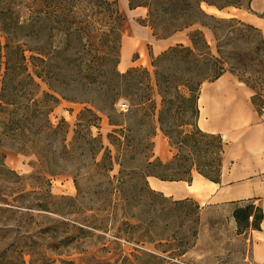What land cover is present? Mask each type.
I'll return each mask as SVG.
<instances>
[{
    "label": "trees",
    "instance_id": "16d2710c",
    "mask_svg": "<svg viewBox=\"0 0 264 264\" xmlns=\"http://www.w3.org/2000/svg\"><path fill=\"white\" fill-rule=\"evenodd\" d=\"M203 3L242 7L233 0H129L131 10L147 9L141 24L157 38L179 32L189 38V44L178 43L153 56L151 74L141 67L119 71L125 17L117 2L108 4L112 9L102 18L93 13L83 21L72 0H0V264H78L76 255L81 262L90 258L95 264H111L117 254L108 257L110 252L92 250L100 245L103 251L121 240L193 243L200 222L198 213L192 214L199 204L166 197L150 186L149 178L191 182L195 171L215 182L221 178L225 142L221 134L199 127V98L205 83L228 71V61L213 54L202 28L188 32L196 25L212 26L215 16ZM41 83L50 92H42ZM59 96L88 106L79 115L72 141L67 123L55 125L50 119ZM122 99L130 102L125 114L118 113ZM100 114L120 127L107 135L115 156L103 136L92 132ZM158 132L177 151L166 163L155 156ZM8 152L34 156V172L10 171ZM116 165L119 170L112 175ZM64 173L73 176L77 195L62 198L61 206L51 193L49 176ZM32 181L47 189L38 191ZM179 206L189 211L191 237L167 235L172 227L159 222L161 209L172 213ZM256 207L258 214L252 212ZM35 211H55L63 220L44 225ZM240 213L247 221L253 215L251 228L261 229V207L251 202L239 208L237 218Z\"/></svg>",
    "mask_w": 264,
    "mask_h": 264
},
{
    "label": "rangeland",
    "instance_id": "374dc122",
    "mask_svg": "<svg viewBox=\"0 0 264 264\" xmlns=\"http://www.w3.org/2000/svg\"><path fill=\"white\" fill-rule=\"evenodd\" d=\"M233 1L239 3L242 7L249 8L251 0ZM93 2L97 6H94ZM72 3L78 9L79 19L83 21L88 19V16L93 13L97 14L96 19H100L107 13L108 9H112V6L110 7L108 5L110 3L112 4V2L108 0H72ZM118 8L124 15L125 21L126 19L130 20L133 18L134 21L137 19L141 22L142 19L136 18L137 15L135 14L134 16L128 9L124 12V9L121 10L119 5ZM262 21V19L258 18H254L252 21H242L235 18L223 19L215 17V19L210 20L212 25L210 28H203L200 25H196L188 31H195L199 28L204 30L213 54L221 56L228 61L226 65L227 72L253 89L255 94L254 102L259 110L264 106V30L262 28ZM43 33L44 35L46 33L45 22ZM132 67H127L125 63H122L118 68L120 72L125 73ZM146 69L151 74L154 72L152 62L151 67ZM41 91L50 92L48 85L41 83ZM155 98L158 102L160 101L158 95ZM59 99L50 113V119L55 125L60 121H65L70 130L69 141H72L75 135L74 130L77 128L76 124L78 123L79 115L88 106L86 104L66 101L60 96ZM123 101L130 105L128 99H122L119 103ZM127 112L128 110L118 109L119 114H125ZM99 116L101 119L97 124L98 127H93L92 132L94 135L101 134L103 136L105 145L112 149V154L115 156L116 151L109 144L107 135L112 130L119 129L120 127L111 126L110 119L106 115L100 114ZM116 120L119 121V119ZM241 124L243 128L246 127V122L241 117H235L227 125L233 130H237ZM238 132L239 135L231 136L230 138L244 140L245 130L242 129ZM167 140L170 143L169 138L161 132H158L154 138L155 156L160 159L162 158V161L165 163L177 152L173 149L171 158H164L167 147L165 145L163 147V142ZM211 150L216 151L214 146ZM163 154L164 157H162ZM215 157L216 154L213 152L211 160L214 161ZM6 159H8V164L5 161L7 168L10 171L16 172L18 175H29L35 170L33 168V164L36 161L34 156H24L18 153L8 152ZM118 170L119 166L116 165L112 175H116ZM10 171L6 172L7 177L15 180L14 174ZM49 178L51 180L50 190L53 195L58 197L55 201L58 205H64L65 200L62 198H70L77 195L76 189L72 193H69L66 188L68 183L72 182L75 184L72 175L64 173L49 176ZM29 183L37 187L38 191L39 189L43 191L47 189L46 185L40 181H32ZM189 200L191 205L194 203L197 204L195 200ZM249 203L251 202L241 201L225 204H210L206 207L199 205V209L192 214L193 217H196V213H198L197 216H199L200 223L197 226V236L191 245H185L173 239H156L154 242L139 244L127 243L121 240L117 244L113 243L108 245L107 249L103 251L100 245L92 251L98 255H106L110 252L108 257L117 254L111 260V264H256L251 257V241L249 239L250 229L253 228L250 225L254 217L252 215L247 221L241 213L238 218L236 215L240 207H246ZM169 209L167 207L161 209V219L159 220L161 226L168 224L172 227L173 232H168L167 235H174L178 239L191 237L192 232L187 228V221L190 218L188 209L179 206L172 213L169 212ZM54 212L35 211L34 214L36 215L37 221L44 225H58L63 218ZM252 212L258 214L259 208L252 209ZM97 234L103 233L98 231ZM87 249L91 250L92 247L87 246ZM80 257L78 255L74 256L78 260V264H95L90 258L81 262L79 260Z\"/></svg>",
    "mask_w": 264,
    "mask_h": 264
},
{
    "label": "crops",
    "instance_id": "0c3cea01",
    "mask_svg": "<svg viewBox=\"0 0 264 264\" xmlns=\"http://www.w3.org/2000/svg\"><path fill=\"white\" fill-rule=\"evenodd\" d=\"M108 1L117 2L121 10L124 9L125 12L128 9L134 16L137 15L136 18L146 17L147 9L140 7L131 10L129 0ZM204 10L209 15L223 19H262L264 30V0H251L249 8L229 6L220 9L206 4ZM178 43L189 44L185 32L159 39L149 26L141 24L137 19H126L119 66L125 63L127 67L150 68L153 56L160 55ZM254 96L250 86L228 72L214 82L205 83L199 98L198 125L205 132L221 134L225 142L220 181H212L195 171L191 182L162 181L154 178L160 186L169 188L171 193L167 194L163 189L157 191L177 200L193 199L202 207L249 201L261 207L264 213V106L259 110ZM235 117H241L246 122V127L243 128L241 124L237 130L230 128L227 124ZM242 129L245 130L244 140L230 138L239 135L238 131ZM164 145L167 151L165 157L164 154L162 157L171 158L173 148L168 140L163 142V147ZM69 186L73 190L76 189L72 182ZM249 237L252 260L256 264H264V219L260 230L250 229Z\"/></svg>",
    "mask_w": 264,
    "mask_h": 264
},
{
    "label": "bare ground",
    "instance_id": "6f19581e",
    "mask_svg": "<svg viewBox=\"0 0 264 264\" xmlns=\"http://www.w3.org/2000/svg\"><path fill=\"white\" fill-rule=\"evenodd\" d=\"M203 8L206 7V4L203 3L202 4ZM120 67V66H119ZM205 113V112H204ZM202 125H204V120L202 122ZM6 163L8 164V159H6ZM149 183H150V186L154 189V190H158V189H163L167 194H170L171 193V190L169 188H166V187H162L160 186V184L158 183V181L156 179H154L153 177L149 178ZM67 187V191L69 193H72L73 191H75V189L73 190V188H70L69 186V183L66 185Z\"/></svg>",
    "mask_w": 264,
    "mask_h": 264
},
{
    "label": "built area",
    "instance_id": "2783aa9c",
    "mask_svg": "<svg viewBox=\"0 0 264 264\" xmlns=\"http://www.w3.org/2000/svg\"><path fill=\"white\" fill-rule=\"evenodd\" d=\"M118 109L129 110V104L125 101L119 103Z\"/></svg>",
    "mask_w": 264,
    "mask_h": 264
}]
</instances>
